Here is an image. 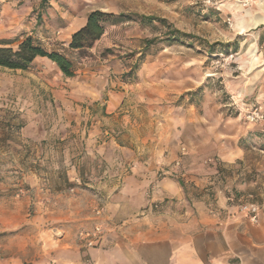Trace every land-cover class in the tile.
<instances>
[{
	"label": "rangeland",
	"instance_id": "374dc122",
	"mask_svg": "<svg viewBox=\"0 0 264 264\" xmlns=\"http://www.w3.org/2000/svg\"><path fill=\"white\" fill-rule=\"evenodd\" d=\"M39 4L40 0H0V41L15 48L29 36L48 52L63 51L75 65L74 80L87 72L102 76L109 70L113 83L143 82L172 92L174 98L161 107L171 105L180 113L187 105H194L195 117L203 119L202 124H222L223 131L235 136L238 147L244 150L245 162L257 165L259 171L250 175L253 178L244 174L237 182L264 181V27L251 28L252 18L247 16L250 3L49 0L45 8ZM92 11L132 19L108 25L101 39L79 56L67 49L69 34ZM134 15L164 19L190 38L167 41L163 26L157 22L153 27L140 25ZM150 39L153 42L145 48L144 41ZM215 44L216 54L210 55L207 47ZM43 60L39 63L37 58L24 75L0 68V264H11L12 259L31 264L37 249L54 247L53 239L60 232L89 230L96 211H102L104 220L108 212L98 192L88 190L76 200L73 186L65 180L63 156L71 147L59 141V124H76L70 121L76 117L86 124V113L80 108L84 104L76 102L74 108L68 103V95L59 93L68 91L66 81L72 78L64 77L54 63ZM131 70L134 82L123 83ZM105 89H110L109 83ZM190 93L194 95L190 97ZM36 132L42 137L33 136ZM90 167L97 170L94 164ZM240 168L237 163L231 172L244 173ZM222 180L216 188L225 186ZM186 186L183 184L185 191ZM245 192L234 191L243 197L238 204L264 206L262 185ZM189 193L191 199L201 196L190 189ZM206 195L212 199L214 194ZM151 211L161 218L157 224L167 221L163 219L165 208L155 204ZM79 215H85L86 220L77 221ZM106 224L109 230L108 221Z\"/></svg>",
	"mask_w": 264,
	"mask_h": 264
},
{
	"label": "crops",
	"instance_id": "0c3cea01",
	"mask_svg": "<svg viewBox=\"0 0 264 264\" xmlns=\"http://www.w3.org/2000/svg\"><path fill=\"white\" fill-rule=\"evenodd\" d=\"M246 1L251 28L264 27V0ZM84 24L83 18L69 35ZM87 73L68 79V91H59L68 95L70 106L84 104L86 113V124L80 117L70 119L76 124H59V141L71 147L63 156L65 180L76 200L88 190L98 192L110 229L94 249L83 248L76 234L60 232L53 248L37 249L31 264H264V210L257 223L250 222L237 212L243 197L234 194L264 187V181L237 182L259 169L245 162L235 136L222 124H202L194 105L180 113L171 105L161 107L174 98L172 92L143 82L113 83L109 70L102 76ZM237 163L244 173L234 175ZM222 179L225 186L216 188ZM189 189L201 196L191 199ZM155 204L165 208V223H156L161 218L151 211ZM174 208L180 211H170ZM83 216L77 221L86 220Z\"/></svg>",
	"mask_w": 264,
	"mask_h": 264
},
{
	"label": "trees",
	"instance_id": "16d2710c",
	"mask_svg": "<svg viewBox=\"0 0 264 264\" xmlns=\"http://www.w3.org/2000/svg\"><path fill=\"white\" fill-rule=\"evenodd\" d=\"M48 2L49 0H40L39 6L45 8ZM134 17L138 19L140 25L153 27V24L157 22L159 25L163 26L166 29L164 35L167 41H178L179 38H190L186 34H182L168 25L164 19L142 15H134ZM131 19V16L124 18L123 15L115 16L111 13L92 11L86 16L85 24L70 35L67 42V49L76 55L82 56L101 39L108 25L121 23L124 20L130 21ZM37 21H40V15L37 16ZM152 42L153 39L145 40L144 47H148ZM216 45L218 44L207 47V52L210 55L216 54L213 52V48ZM37 58H44L49 62L54 63L57 70L66 78H72L75 76V65L63 51L48 52L29 36L18 42L15 48L10 47L9 43L5 41H0V68L25 72L32 68ZM142 59L143 56L140 57V60ZM135 68L136 66L133 69L134 71L136 70ZM133 70L125 76L126 79L123 78V83L134 82V77H132V74L134 73ZM188 95L192 97L194 94L190 93ZM180 185L183 187V183L180 182Z\"/></svg>",
	"mask_w": 264,
	"mask_h": 264
},
{
	"label": "built area",
	"instance_id": "2783aa9c",
	"mask_svg": "<svg viewBox=\"0 0 264 264\" xmlns=\"http://www.w3.org/2000/svg\"><path fill=\"white\" fill-rule=\"evenodd\" d=\"M253 116L262 119V116L258 114H253ZM175 166L178 167L179 162H177ZM263 210L264 207L262 205L252 202H244L237 205V212L252 223L258 222L259 216L263 213ZM211 213L214 212L211 211ZM95 215L96 219L92 227L89 230H80L76 234L80 245L85 249L98 248L108 232L106 221L102 218V211H96Z\"/></svg>",
	"mask_w": 264,
	"mask_h": 264
},
{
	"label": "bare ground",
	"instance_id": "6f19581e",
	"mask_svg": "<svg viewBox=\"0 0 264 264\" xmlns=\"http://www.w3.org/2000/svg\"><path fill=\"white\" fill-rule=\"evenodd\" d=\"M257 22V21H256Z\"/></svg>",
	"mask_w": 264,
	"mask_h": 264
}]
</instances>
